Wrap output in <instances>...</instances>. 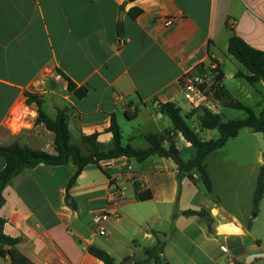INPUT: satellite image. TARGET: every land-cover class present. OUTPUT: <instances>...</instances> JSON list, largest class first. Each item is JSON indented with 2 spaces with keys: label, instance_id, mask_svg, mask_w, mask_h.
Masks as SVG:
<instances>
[{
  "label": "crops",
  "instance_id": "1",
  "mask_svg": "<svg viewBox=\"0 0 264 264\" xmlns=\"http://www.w3.org/2000/svg\"><path fill=\"white\" fill-rule=\"evenodd\" d=\"M131 8L142 14L131 18ZM169 19L173 25L167 27ZM234 34L264 51V0H0V147L18 143L55 154V134L37 119L39 112L54 119L65 111L73 144L97 134L101 151L111 150L109 129L115 117L123 144L147 150L149 143L143 149L133 146L134 139L148 134L141 128L143 121L153 122V133L166 132L160 105L178 107L183 75L200 65L215 64L221 70L230 100L254 95L264 101L263 81L251 85L236 77L249 73L228 52ZM66 79L86 88L87 95L78 99ZM234 79L254 91L241 83L227 87L225 82ZM263 110L262 105L254 112ZM132 124L138 134H127L125 142L123 129ZM211 139L207 135L203 140ZM175 140L191 146L180 134ZM243 146L250 159L240 163L235 156V170L223 174L234 193L236 177L247 170L246 199L251 195L253 200L263 154L257 141ZM214 152L205 161L213 195L203 183L204 189L182 175L171 159L153 156L138 162L122 157L108 170L85 168L70 190L72 207L67 186L75 166L26 169L4 191V234L20 239L17 249L35 264H104L89 247L106 251L115 264H135L158 238L165 243L163 264H264V231H255L262 213L249 225V213L241 220L229 208L227 189L209 163ZM4 167L0 155V172ZM116 189L123 198L115 206L109 197ZM189 210L209 213L212 230L197 216H183ZM103 212L119 213L120 218L111 214L98 226L93 217ZM101 227L106 236L100 235ZM0 264H12L10 257H0Z\"/></svg>",
  "mask_w": 264,
  "mask_h": 264
},
{
  "label": "trees",
  "instance_id": "2",
  "mask_svg": "<svg viewBox=\"0 0 264 264\" xmlns=\"http://www.w3.org/2000/svg\"><path fill=\"white\" fill-rule=\"evenodd\" d=\"M133 3L136 0H128ZM142 14L138 8H131L129 15L136 19ZM122 26H119V33ZM229 54L235 58L249 74L239 72L237 78L245 79L249 84L255 85L260 81L264 82V51L257 50L246 43L240 36L234 34L228 46ZM205 66L200 65L195 72L204 70ZM219 75L217 77L218 85L211 88L210 98L219 106L224 105L228 108L243 111L245 118L223 121L220 114H214L209 110H192L193 113L187 114L186 119H192L198 114L200 129L191 128L181 115L182 110L173 103L162 104L159 107L161 113L165 114L172 123V128L162 134L148 133L145 135L146 141L149 143V149L137 150L131 145L123 144L122 132L115 117L109 132L113 135V147L111 150L101 151L97 140V134L82 137V143L73 144L71 141V133L68 126V116L65 111H58L57 116L52 119L45 113L39 112L37 122L44 124L46 128L55 134V154H48L43 151L34 150L28 146H21L14 143L9 147H0V155L4 158L5 167L0 172V210L5 203L4 191L9 182L21 174L26 169H34L39 165H48L52 167H60L73 165L76 171L70 179L67 186V202L75 207L71 202L70 190L76 185L80 174L90 165H98V162L105 159H119L122 157L134 158L138 162H145L153 156L173 160L178 166L182 175H187L189 179L197 183L196 175L203 183L206 192L213 195V184L206 166L207 156L223 148L231 139L237 138L240 131L250 129L254 132H264V110L257 115L254 110L240 101L230 100L227 91L223 86L224 75L217 67ZM64 78L65 75L60 73ZM68 90L75 94L78 99L84 98L88 90L86 88H77L69 79ZM127 116H129L127 114ZM217 131L218 138L209 141L203 140L201 132ZM181 135L183 139L197 150L194 159L185 162L181 157V148L176 142V137ZM169 143L166 147L165 143ZM139 188V187H138ZM141 199L144 200L142 196ZM149 197H147L148 199ZM145 199V200H147ZM264 199V167L261 168L257 180V187L253 198V212L249 225H252L260 212V205ZM183 216H197L208 224L209 230H212L213 219L205 210L201 211H185ZM5 221L0 217V257L9 256L12 264H35L29 258L24 256L17 249L20 239L11 238L4 234ZM154 235L157 237L156 233ZM158 238V237H157ZM165 243L161 239H157L154 246L144 249V260L137 261L135 264H163L161 255L164 252ZM88 252L103 262L104 264H115V260L104 250L96 247H89Z\"/></svg>",
  "mask_w": 264,
  "mask_h": 264
},
{
  "label": "rangeland",
  "instance_id": "3",
  "mask_svg": "<svg viewBox=\"0 0 264 264\" xmlns=\"http://www.w3.org/2000/svg\"><path fill=\"white\" fill-rule=\"evenodd\" d=\"M234 61L235 65H237L242 71H245V68L239 64L238 62ZM227 70L228 71H234V67L232 65H228L227 66ZM235 83H241L242 85H244L247 89L254 91L251 87V85H249L247 82H245L244 80H239V79H234L231 81H226L225 84L227 87L229 88H233L235 86ZM243 95H241L240 98V102L244 103L247 106H251L254 111H258L259 110V106H264V101L262 98L253 95L252 98L247 99L246 97H242ZM259 104V105H258ZM178 107L181 108L182 113L181 115L185 118L186 123L193 129L195 130H199L200 129V124L198 121V114H195L193 116L192 119H186V115L187 114H192V108L191 106L188 104V102L185 100L184 95H182L177 103ZM219 111H220V115L222 116L223 121H228V120H236V119H243L245 118V113L243 111H239V110H234L231 108H228L224 105H221L219 107ZM159 115V114H158ZM164 119H165V123L161 122L162 125V130H169V128L172 126L170 119L164 115ZM142 130H144L145 132L148 133H153L155 132L156 127L153 124V122L151 121H143V125H142ZM250 130H244L242 131L238 138L230 140L228 142V144L223 148L220 149L216 152H214V154H211L210 158H209V163L211 168L214 167V169H218V173H219V178L222 181L221 184L227 189L225 190V197L229 195L228 198V202H229V208L233 211L234 214H236L241 220H244L248 215H251L252 218V212H253V200H252V196L250 195L249 200L246 199V190H247V170L246 171H240V176L236 177V183L234 186V193L231 191V189L228 186V178L226 177L225 174H223L224 170H229L230 172L234 171V164L231 163L233 161V159L235 158V156H240L241 159L240 163H243L244 160H249L250 159V153L244 148V144L246 143L247 140H252V141H257L258 140L256 138H252L250 136ZM123 134H124V141L126 142V138H127V134H133V136H135V134H138V128L135 127V124L132 125H125V128L123 129ZM198 132V131H197ZM201 137L203 139L206 138L207 135H211L212 139H217L218 138V132L217 131H203L201 132ZM179 147L181 148V157L185 162H188L192 159L195 158L196 154H197V150L192 147V146H188L183 140H180V142L178 143ZM259 145V142H258ZM133 146L135 148L138 149H143V148H147L148 147V142L146 141V139L143 138H138L136 141L134 139V143ZM259 149H260V145H259ZM261 151V149H260ZM262 153V152H261ZM236 160V159H234ZM213 163L216 164V166H213ZM218 163V165H217ZM261 166L264 167V155H263V162L261 163ZM214 172V171H213ZM229 172V173H230ZM236 174H238L236 172ZM224 175V176H223ZM216 181L218 182V179H216ZM197 184L200 188H203L202 182L201 181H197ZM218 183V185H221ZM224 200V199H223ZM260 212L262 213V216L260 218V220L256 223L255 225V231H261L263 229L264 231V201L262 203V206L260 207ZM251 221V219H250ZM249 221V222H250ZM253 223V222H252Z\"/></svg>",
  "mask_w": 264,
  "mask_h": 264
},
{
  "label": "built area",
  "instance_id": "4",
  "mask_svg": "<svg viewBox=\"0 0 264 264\" xmlns=\"http://www.w3.org/2000/svg\"><path fill=\"white\" fill-rule=\"evenodd\" d=\"M173 25L172 20H167L165 26L169 27ZM219 72L217 66L212 64L205 67L204 70L199 72H188L183 75L181 82L183 87V95L185 100L191 106L192 110H209L214 114L218 113L216 103L210 98L211 88L214 85H218L217 77ZM169 143H165V146ZM117 159H105L98 162V166L103 170H108L115 167ZM123 198V191L116 189L109 197V201L115 206ZM113 215L116 219L120 218L119 213L103 212L96 214L93 217V222L98 226H102L104 219L109 215ZM100 235L106 236L107 232L103 227L100 229Z\"/></svg>",
  "mask_w": 264,
  "mask_h": 264
},
{
  "label": "water",
  "instance_id": "5",
  "mask_svg": "<svg viewBox=\"0 0 264 264\" xmlns=\"http://www.w3.org/2000/svg\"><path fill=\"white\" fill-rule=\"evenodd\" d=\"M253 135L258 140L261 152L264 155V132H254ZM126 264H133V261L129 260Z\"/></svg>",
  "mask_w": 264,
  "mask_h": 264
}]
</instances>
